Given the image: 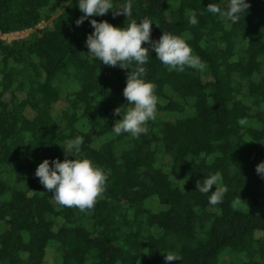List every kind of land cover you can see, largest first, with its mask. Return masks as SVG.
<instances>
[{"label": "trees", "instance_id": "16d2710c", "mask_svg": "<svg viewBox=\"0 0 264 264\" xmlns=\"http://www.w3.org/2000/svg\"><path fill=\"white\" fill-rule=\"evenodd\" d=\"M76 3L0 0V35L32 29L0 37V264H264V0L231 24L207 12L209 0H132L131 17H92L148 18L152 39L187 35L205 65L170 71L150 50L156 118L137 138L112 133L128 70L87 53L92 26L75 24ZM75 135L107 173L85 210L60 205L34 174ZM216 171L227 191L212 205L195 187ZM168 251L180 260L165 262Z\"/></svg>", "mask_w": 264, "mask_h": 264}, {"label": "clouds", "instance_id": "9594fccd", "mask_svg": "<svg viewBox=\"0 0 264 264\" xmlns=\"http://www.w3.org/2000/svg\"><path fill=\"white\" fill-rule=\"evenodd\" d=\"M76 4L82 14L75 19V24L78 26L87 18L92 26L85 38L87 53L100 63L128 70L122 88V95L127 103L113 109L114 114H119V119L112 123V133H128L134 138L146 134L147 122L156 118L158 100L155 83L145 78V65L148 63L150 50L155 52V57L170 71L184 72L186 68L202 70L204 63L199 56L193 54L187 43L190 38L187 35L162 31L158 39H152L150 33L153 22L148 18L130 20L123 26L92 18L109 11L113 16L122 13L125 17H131L132 0H77ZM248 7V0H227L226 7L209 0L206 10L231 24L238 22L242 14L244 17ZM188 22L198 23L195 11L190 13ZM142 42L145 46H142ZM83 142L82 135L64 139L58 143L64 158L53 157L50 163L49 158L45 157L34 170L45 191L51 192L56 202L67 207L75 206L80 210L94 206L96 199L104 192L107 180L104 169L82 154ZM255 170L264 177V160L255 165ZM195 189L209 194L208 203L212 205L222 202L227 191L220 171L207 175L202 182L197 180ZM238 202L239 200L236 201ZM163 253L165 262L180 260L176 253Z\"/></svg>", "mask_w": 264, "mask_h": 264}, {"label": "rangeland", "instance_id": "374dc122", "mask_svg": "<svg viewBox=\"0 0 264 264\" xmlns=\"http://www.w3.org/2000/svg\"><path fill=\"white\" fill-rule=\"evenodd\" d=\"M45 24H47V22L42 21V22L37 24V27H42ZM31 31H32V29H27V30L18 31V32H10V33H6V34H1L0 37L7 40V41H10L13 39H17V38L27 36ZM63 103L64 102H63V98H62L61 101L59 102V105L62 106Z\"/></svg>", "mask_w": 264, "mask_h": 264}]
</instances>
